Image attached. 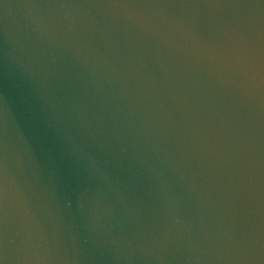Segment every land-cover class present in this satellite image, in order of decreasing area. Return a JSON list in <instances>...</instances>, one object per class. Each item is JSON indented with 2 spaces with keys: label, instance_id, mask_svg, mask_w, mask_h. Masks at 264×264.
<instances>
[{
  "label": "water",
  "instance_id": "1",
  "mask_svg": "<svg viewBox=\"0 0 264 264\" xmlns=\"http://www.w3.org/2000/svg\"><path fill=\"white\" fill-rule=\"evenodd\" d=\"M0 264H264V0H0Z\"/></svg>",
  "mask_w": 264,
  "mask_h": 264
}]
</instances>
